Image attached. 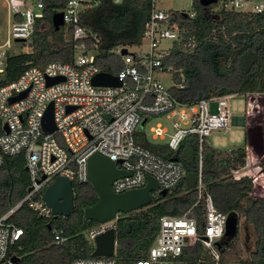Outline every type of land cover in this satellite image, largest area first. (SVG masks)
<instances>
[{"label":"built area","instance_id":"obj_1","mask_svg":"<svg viewBox=\"0 0 264 264\" xmlns=\"http://www.w3.org/2000/svg\"><path fill=\"white\" fill-rule=\"evenodd\" d=\"M1 1L6 9V34L0 40V166L5 156L24 152L30 179L25 196L0 216V264H17L18 260H12L16 256L8 251L22 234V229L10 217L22 204H27L38 216L52 218L51 208L42 200V193L57 175L67 176L72 182H88V157L99 152L113 161H120L117 167L128 173L112 181L115 192L143 187L147 175L155 178L159 189L168 191L182 178V166L136 142L135 130L147 116L163 114L172 119V131L168 132L166 126L156 123L150 127L152 139L167 137L164 143L170 149H176L185 136L197 134L201 150L205 136L212 130L227 127L232 119L227 99L233 94L182 103L173 97L170 87L164 86L159 74L171 73L172 77L173 71L171 66L164 65L163 60L175 41L182 39L184 31L176 17L181 14L193 18L196 10L195 7L189 11L165 9L159 6L162 0H151L152 7L144 23L141 42L115 50L121 56L122 67L112 74L121 81L120 85L93 84L92 77L100 69L95 64L94 54L84 43L75 44L77 53L72 62L51 60L31 65L16 79L3 82L7 56L16 53L12 49L13 41L32 44L35 21L43 19L45 5L43 0ZM95 4L97 0H66L60 10L63 25L70 28L72 39L90 37L94 40L92 47H96L97 35L81 25L79 14ZM209 6L211 11L224 7L259 13L264 10V0H217ZM163 40L172 42L162 45ZM123 47L127 49L125 54L120 53ZM54 77L63 79L47 84V80ZM177 85L183 86L182 83ZM23 92L20 98L10 100ZM244 95L245 112L248 114V110L254 114L252 111L258 108L256 99L264 97V93L248 92ZM49 102L53 104L56 126L53 132L42 128V117ZM212 103L215 106L211 109ZM245 150L247 160L244 166L248 165L250 154L255 155L250 144ZM259 158L256 161L259 162ZM237 172L238 169L233 174H239ZM43 175L44 178L40 179ZM196 192L197 200L192 207L201 201V232L196 218L191 215H163L147 257L135 264H175L183 248L197 241L201 242L210 263H218L220 251L216 243L223 238L227 214L215 206L200 175ZM111 226L114 227L113 220L98 223L87 231L86 237L93 240ZM50 229L53 240L61 243L63 230L56 226ZM69 264H115V261L113 257L91 256L77 258Z\"/></svg>","mask_w":264,"mask_h":264},{"label":"trees","instance_id":"obj_2","mask_svg":"<svg viewBox=\"0 0 264 264\" xmlns=\"http://www.w3.org/2000/svg\"><path fill=\"white\" fill-rule=\"evenodd\" d=\"M43 2L45 15L35 21L32 50L7 56L3 82L16 79L31 65L51 60L72 62L77 53L76 43H84L94 54L95 64L101 71L117 72L122 62L115 50L141 42L152 7L151 0H97V4L79 14L81 25L97 35L96 47H92L94 40L90 37L74 41L68 27L54 30L51 15L60 11L66 0ZM210 8L196 2L193 18L181 14L176 17L184 27L182 39L175 41L163 60L164 65L172 67L173 97L182 103H192L218 95L264 93V10L253 13L224 7L211 11ZM222 60L227 65L225 71L221 70ZM179 83L183 86H178ZM251 131L247 128L248 143ZM134 138L152 153L176 160L182 166L183 175L166 195L155 194L148 205L117 216L115 264H135L147 257L163 215H191L201 232V201L192 207L197 200L199 175L215 206L227 215L244 217L256 235V249L250 259H243L241 247L229 242L219 249L217 264H264V190L258 196L252 193L259 181L264 183V155L259 158L258 174L249 171L234 175V170L246 164L245 147L222 150L204 142L200 150L197 134L185 136L176 149L161 141L148 140L143 132H137ZM29 183L24 152L5 156L0 166V216L25 196ZM72 184L74 211L69 217L47 219L38 216L27 204L11 215L10 220L22 229L8 251L18 257L17 264H69L77 258L92 256L93 244L85 238V233L98 222L84 219L83 209L95 204L98 195L90 182L73 181ZM54 226L63 230L61 243L53 240L49 227ZM202 262L211 264L199 241L184 247L175 260V264Z\"/></svg>","mask_w":264,"mask_h":264},{"label":"water","instance_id":"obj_3","mask_svg":"<svg viewBox=\"0 0 264 264\" xmlns=\"http://www.w3.org/2000/svg\"><path fill=\"white\" fill-rule=\"evenodd\" d=\"M217 0H199V3L208 7ZM51 24L55 31H58L63 25L62 11H56L51 15ZM127 52L126 47L120 51L121 54ZM63 79L62 77H54L47 80V84ZM95 85H111L118 86L121 81L118 77L108 71H99L92 77ZM25 92L10 98L11 101L23 96ZM264 112V106H261V112ZM262 112V113H263ZM264 114V113H263ZM259 138L261 141L259 148L264 147V124L259 125ZM42 128L46 132H53L56 128L53 119V104L49 102L42 117ZM249 127L248 129H250ZM252 145H256V137L251 141ZM253 154H250L252 158ZM120 161H113L108 156L95 152L88 157L87 171L88 182H90L98 195V201L86 206L83 209L84 219L94 220L98 223H104L115 220L120 213H129L140 207L148 205L154 199L155 194L166 195L167 189H159V185L155 178L147 175L146 184L140 188L129 189L121 193H117L112 189V181L115 178L122 177L128 173L117 167ZM259 170V167H256ZM249 173V171H248ZM44 175L40 179H43ZM29 190V188H28ZM74 190L70 178L64 175H57L43 190L42 200L51 208L53 218L62 216L69 217L74 211ZM236 214H228L226 218L225 231L222 240L216 243L218 249L224 244L229 243L237 232ZM50 228V227H49ZM115 227L111 226L104 231L98 233L93 239L92 256L113 257L116 246ZM13 261H17L18 257H12ZM201 264H206L202 262Z\"/></svg>","mask_w":264,"mask_h":264},{"label":"rangeland","instance_id":"obj_4","mask_svg":"<svg viewBox=\"0 0 264 264\" xmlns=\"http://www.w3.org/2000/svg\"><path fill=\"white\" fill-rule=\"evenodd\" d=\"M197 1V0H196ZM195 0H162L159 2V6L165 9H173V10H178V9H183V10H191L194 9L195 7ZM218 9V7H216ZM66 25H62L61 29H66ZM65 31V30H64ZM6 34V9L3 4V2L0 0V40L2 41L5 38ZM65 36L68 37L67 31L65 32ZM172 41L171 40H163L162 45H169ZM13 51L14 52H30L32 50V46L29 44L25 43H20V42H14L13 41ZM224 61L222 60V65H221V70L225 71L227 69V65L223 63ZM159 78L161 79L162 83L166 87H170L174 84V80L171 77V73H160ZM264 97H260L256 99V102H258V108L256 110H253L255 114L251 113V111H248V114L245 112V100L246 97L244 94H233L231 97H229L228 103H229V109H230V116L236 117V118H242V122H237L234 123L232 119L230 120L229 124L227 127L222 128V129H217V130H212L207 136H205V145L217 148V149H222V150H230V149H236L238 147H245L246 145L250 144L247 142V136L245 132V127L246 129L251 127L250 129L252 130L253 134L250 137V141L256 137V145L255 148L258 153H262L263 149L259 148V144L261 141V137L259 138V125L264 124V112H261V106L264 104ZM215 103L211 104V109L215 106ZM264 106V105H263ZM258 110L260 112H258ZM146 121L141 122L140 125L138 126V129L135 130L134 132V137L136 136L137 132H143L145 137L150 140V141H161L164 143L167 140L166 139H152L151 132H150V127L155 125L156 123H162L164 126L167 127L168 132L172 131L171 123L172 119L166 118L165 115L163 114H155V115H149L145 119ZM245 125V126H244ZM264 131V129H263ZM257 156V155H256ZM259 156V155H258ZM258 157H255V155L252 156V158L249 159L248 165L238 169L237 173H242L243 171H246L248 169H254L256 165H258ZM260 191L258 190H253V194L258 196L260 195ZM115 220H113V223ZM112 223V222H111ZM87 233V232H86ZM85 233V238L86 237ZM246 237V234L244 232H241L239 237L236 239V245L241 246L243 245L242 241L245 240L244 238ZM90 243L93 244V240L88 239ZM249 244V241H247ZM242 247V246H241Z\"/></svg>","mask_w":264,"mask_h":264},{"label":"crops","instance_id":"obj_5","mask_svg":"<svg viewBox=\"0 0 264 264\" xmlns=\"http://www.w3.org/2000/svg\"><path fill=\"white\" fill-rule=\"evenodd\" d=\"M232 121L234 123H237V122L241 123L242 122V118L233 117ZM246 130L247 129L245 127V132H246ZM241 232H244V234H246V237L244 238L245 240L242 241L243 245H241L242 247L240 246L241 247V251H242V258L245 259V260H248V259L251 258V256L253 255V253H254V251L256 249V246H255L256 235H255V232L253 230L252 225H250L248 222H246L244 217L240 216V217H238V220H237V232H236V235L230 242H236V239H237V237H239ZM247 241H249V244H248Z\"/></svg>","mask_w":264,"mask_h":264},{"label":"flooded vegetation","instance_id":"obj_6","mask_svg":"<svg viewBox=\"0 0 264 264\" xmlns=\"http://www.w3.org/2000/svg\"><path fill=\"white\" fill-rule=\"evenodd\" d=\"M258 112H260L259 110H258ZM255 114V113H254ZM251 146H252V149H253V151L255 152V156L257 155V157H261V156H263L264 155V151L261 153H258L257 152V150H256V148H255V146L254 145H252L251 144ZM259 155V156H258ZM258 165H256V167H257ZM256 167H254V169H248V170H246V171H243L242 173H244V172H248V171H253L252 173H254V175H256V174H258L259 172L258 171H256L257 169H256ZM257 180L259 181V180H261V178L260 177H258L257 178ZM256 190H258V191H262V190H264V183L263 182H261V181H259L258 182V185L256 186Z\"/></svg>","mask_w":264,"mask_h":264}]
</instances>
